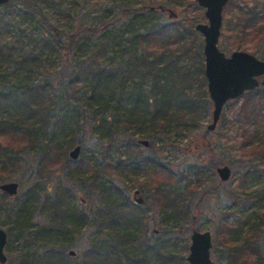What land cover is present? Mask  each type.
Masks as SVG:
<instances>
[{
  "label": "rangeland",
  "instance_id": "rangeland-1",
  "mask_svg": "<svg viewBox=\"0 0 264 264\" xmlns=\"http://www.w3.org/2000/svg\"><path fill=\"white\" fill-rule=\"evenodd\" d=\"M25 3H29L32 8H28ZM251 9L264 15V0H229L224 7L218 47L227 56L240 50L264 60L262 34L249 26L245 28L247 32L244 34L239 32L246 21H238V17H243ZM205 11L198 0H14L7 8L0 7V21H13L12 33H6L12 44H24V41L28 40L33 42L40 36L44 37V30L51 28L54 32L59 31V36L69 38L74 34L70 30L79 28L81 23H85L86 28L90 30V27L101 28L99 21H121L118 25L126 29L123 32L124 39L125 35L129 37V32H132L133 26L130 23L122 24L128 21H136V29L144 21H165L174 23L180 29L182 38L160 47L166 46L169 51L159 49L157 52L159 55H172L175 61L161 60L160 66L152 72H149L148 65L139 62L137 71H132L123 80L122 85L117 81L114 87L110 88L107 99L102 104L89 103L90 121L88 127H80L79 134L84 133L85 140L78 159H75L77 164L69 161L60 168L55 166L58 171L52 176L50 183L44 184L45 188L41 189L40 197L43 199L47 193L50 194L56 189V185L61 184L63 189L66 187V191L69 189L72 194L71 201L79 207L89 209L95 205V194L92 191L89 197V186L85 182L86 179L93 181L91 170L94 167L91 165L93 168L85 169L89 165L87 162H91L102 168L105 173L103 177L107 176L118 182L135 204V191H140L138 197H143L144 201L137 204L140 208L135 207L146 217V229L149 232L160 233L163 226H176L182 244L188 243L187 255L193 230H209L213 235L212 258L217 264H225V246L220 243V240L226 239L222 229L223 219L227 217L237 221L241 220L243 215L250 214L253 224L260 227L264 225L254 214L255 207L251 206V203L244 204L243 199L252 192H262L264 188V122L262 116L260 124H248L242 120L239 116L243 102L241 96L227 102L215 129L208 128L213 121L214 106L205 75V37L196 29L197 24L208 23ZM89 13L96 18L89 19ZM258 20L261 24L264 23V17H258ZM46 23L47 28L44 26ZM6 29L4 28V32ZM15 31L17 36L23 35L20 37L23 39L21 42L16 41ZM3 40L6 38L0 36V41ZM130 41H124L129 49L139 44L133 42L130 45ZM238 43H242L243 47L239 48ZM87 45H83L79 49L80 52H89ZM110 45L107 44L108 51L114 46L113 43ZM48 51L50 55L46 66L35 69L34 73L50 81L51 87L57 90L58 83L66 84L71 80H65L61 75L66 69H73V65L70 57L58 54L50 48ZM4 67L0 71V82L4 81V76L12 73L13 68L17 69L18 65L16 61H9ZM44 72L47 76H44ZM57 77L61 78L57 80ZM154 79L158 80L156 86ZM71 86L72 84H69L70 91L65 94L68 99L66 103L82 110L88 101L84 92L86 84H77L74 89H71ZM157 87L160 92L156 93L154 88ZM122 88V94L117 93ZM137 89L143 91L146 98L145 110L140 112L145 115L144 128L148 132L141 130L137 123L131 125L134 122L129 121L134 109L128 95L130 91ZM259 90L263 92L262 86ZM186 94L191 95V103L183 100ZM256 97L259 98L257 103L262 105L264 100L259 91ZM61 108L66 111L65 104ZM99 117L104 120L99 121ZM155 117L157 118L154 120ZM143 141H148L149 144L146 146ZM25 143L20 135H0V153L3 147L22 148ZM141 156L147 161L150 157L157 159L161 163L159 167L162 171L157 169L158 165L151 164L153 161L149 164L138 162ZM28 159L30 164L34 162L33 156L30 155ZM223 165H228L232 170L227 181H222L217 173V168ZM73 166L78 167L76 173L74 172L75 176H78L76 180L66 177ZM14 173L13 178L3 176L4 179H0V185L8 181L19 183L18 193L10 196L11 198H4V192L0 190V227L13 234L18 232L17 211L24 207L25 198L33 191L30 188L33 183H26L24 187L20 184L27 174ZM58 181L62 182L56 183ZM160 185H165V189L172 187L180 194L182 205L178 212L163 208V204H159L161 201L157 189ZM261 198L259 215L264 214V194ZM48 219L45 214L36 212L33 223L40 228L51 221ZM61 221L57 218L58 224H61ZM63 223L61 227H65V234L60 236L58 245H69L67 253L71 250L76 252L73 256L76 261L71 259V263L85 264L82 255L92 239L97 236L94 228L84 224L75 227L71 222ZM19 248L21 250L23 246L14 238L12 250ZM5 253L6 264H11L9 259L15 258L17 252L9 254L5 248ZM240 258L243 260H239L240 263L255 260L249 250H244ZM259 264H264V257Z\"/></svg>",
  "mask_w": 264,
  "mask_h": 264
},
{
  "label": "trees",
  "instance_id": "trees-1",
  "mask_svg": "<svg viewBox=\"0 0 264 264\" xmlns=\"http://www.w3.org/2000/svg\"><path fill=\"white\" fill-rule=\"evenodd\" d=\"M13 1L9 0L0 7L7 8ZM25 4L28 8H32L29 3ZM258 17H264V15H260L253 9L245 13L243 17L239 16L238 21H246L239 32L244 34L247 32L245 28L249 26L255 28L264 37V23L261 24ZM95 18L89 13V19ZM86 22L94 23V21ZM99 22L105 28L104 30L101 29L102 27H90L89 30L85 23H81L79 28L70 30L74 34L69 38L59 36V31L54 32L51 28L47 29L48 31L44 30V37L40 36L33 42L28 40L24 41V44H12L6 33L8 31L12 33L13 21H0V36L6 38L5 41H0V71L9 61H16L18 65L17 69L13 68L12 73H8L7 77L4 76V81L0 82V135L12 137L20 135L26 142L22 148L3 147L0 153V179H4L3 176L13 178L14 172H19L20 175L27 174V177L20 181L22 187L26 183H33L30 186L33 191L25 198L24 207L17 211L18 232L14 234L7 232L6 248L9 254L17 252L15 258H10L9 261L11 264L15 261L16 264H79L71 263V259L75 257L70 254V251L67 253L70 249L69 245H58L60 236L65 234V227H61V224L71 222L75 227L84 224L94 228L97 235L83 252L82 258L85 264H190L186 259L188 243L182 244L176 226H163L160 233L149 232L146 229V217L136 208H140V205L131 200L118 182L107 176L103 177L105 173L102 172V168L91 162H87L89 165L85 169L94 167L91 170L93 181L86 179L85 182L89 186V197L92 191L95 194L97 202L95 205L89 209L79 207L71 201L72 194L69 193V189L66 191V187L63 189L61 184L56 185V189L50 194L47 193L43 199L40 197L41 189L45 188L44 184L50 183V179L58 171L55 166L60 168L69 161L74 165L77 164L74 159L69 158L68 152L73 146L80 145L82 148L84 144L85 135L79 134V131L80 127L89 126L91 112L89 103L102 104L107 99L110 88L114 87L117 81L122 85L123 80L139 68L140 65L137 64L139 62L142 65H148L149 72H152L160 66L161 60L175 61L172 55H159L157 52L159 49L169 51L166 50V46V48L160 47L182 38L180 29L174 23L165 21H144L138 29H136V21L123 22L122 24L130 23L133 26L129 37L125 35V39L123 32L126 29L119 26L121 21ZM44 26L47 28L48 23ZM4 28H7L5 32ZM14 35H16V41L23 40L20 38L23 35L17 36V31ZM128 39L131 40L130 45L133 42H139L138 46L129 49L130 47L128 48L124 43ZM109 43L111 45L113 43L114 46L108 51ZM85 44H88L86 49L89 52H80L79 49ZM238 44L239 48L243 47L242 43ZM49 48L56 50L58 54L70 57L73 65V69L63 71L61 76H64L65 80H71L66 84L58 83V92L51 87L50 81L34 73L35 69L46 66L50 55ZM262 56L264 58V54ZM161 68L166 69V67ZM4 71L7 72L6 69ZM44 74L47 76V73L44 72ZM157 82L158 80L154 79L155 86ZM81 83L86 84L84 92L88 100L82 110L67 104L68 99L65 97L68 90L70 91L69 84H72L71 89H74ZM122 90L123 88L117 93L122 94ZM258 91L264 100V93H261L259 87L243 95L239 116L245 123L260 124L261 116L264 122V103L262 105L257 103ZM154 92H160L159 88H154ZM128 99L134 109L129 117V121L134 122L131 125L137 123L141 130L148 132L144 128L145 115L140 112L146 107L143 91L138 89L130 91ZM183 100L191 103L193 99L190 94H186ZM64 104L65 112L61 108ZM98 120L104 119L99 117ZM30 155L34 157V162L31 164L28 159ZM151 161H153L152 165H158L157 169L162 171L159 167L161 163L153 157L147 161L144 156H141L138 160L144 164H149ZM76 169L78 167L73 166L66 177L76 180L78 178L75 176ZM164 187L165 185H160L157 189L161 201L159 204H163V208L178 212L182 205L180 194L172 187L167 189ZM260 192H252L243 199L244 204L251 203V206L255 207L254 214L264 224V214L259 215L264 188L261 195H259ZM2 196L12 197L5 192ZM36 212L40 215L45 214L51 221L48 219L49 223L40 228L37 227L33 223ZM179 217L183 218L180 215ZM57 218L62 220L61 224L57 223ZM222 222L226 239L220 240V243L225 246L227 261L225 264H259L264 257V225L260 227L258 224H253L250 214L243 215L242 219L237 221L226 217ZM14 238L23 246L21 250L20 248L12 250ZM244 250H249L255 260L240 263L239 260H243L239 257Z\"/></svg>",
  "mask_w": 264,
  "mask_h": 264
},
{
  "label": "water",
  "instance_id": "water-1",
  "mask_svg": "<svg viewBox=\"0 0 264 264\" xmlns=\"http://www.w3.org/2000/svg\"><path fill=\"white\" fill-rule=\"evenodd\" d=\"M9 0H0V5L6 4ZM206 11L208 23H199L196 29L204 34L205 45V75L208 82V92L213 101V121L208 126L213 130L221 117L227 102L243 96L246 92L262 86L264 93V60L246 51H234L227 56L218 47V40L221 35L223 24V10L229 0H198ZM148 145V141H143ZM81 146H76L70 151L72 159H78ZM217 173L222 181L231 177V167L223 165L217 168ZM0 190L10 196H15L19 191V183L16 181L4 182ZM139 190L135 191L134 200L142 204L143 197H138ZM191 245L186 256L190 264H217L211 254L213 247V235L211 231L193 230L191 234ZM8 242V234L0 227V264H6L7 255L5 248ZM75 255L74 250L70 251Z\"/></svg>",
  "mask_w": 264,
  "mask_h": 264
}]
</instances>
